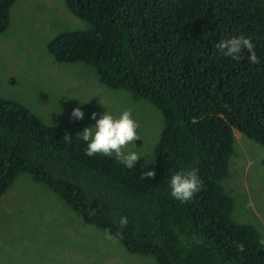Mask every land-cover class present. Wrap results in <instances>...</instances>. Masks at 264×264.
I'll return each mask as SVG.
<instances>
[{
	"label": "trees",
	"instance_id": "1",
	"mask_svg": "<svg viewBox=\"0 0 264 264\" xmlns=\"http://www.w3.org/2000/svg\"><path fill=\"white\" fill-rule=\"evenodd\" d=\"M16 1L0 0V35ZM65 2L89 27L57 36L49 44L54 61L83 62L107 88L127 89L160 110L156 175L142 180L147 170L139 165L87 156L81 136L0 95V197L26 173L128 253L158 264H264V236L234 219L235 200L222 186L235 130L264 147V0ZM241 34L252 37L259 64L249 63L246 50L237 61L216 48ZM190 169L203 188L181 203L170 194V177Z\"/></svg>",
	"mask_w": 264,
	"mask_h": 264
},
{
	"label": "rangeland",
	"instance_id": "2",
	"mask_svg": "<svg viewBox=\"0 0 264 264\" xmlns=\"http://www.w3.org/2000/svg\"><path fill=\"white\" fill-rule=\"evenodd\" d=\"M88 27L65 0H17L0 35V95L74 135L95 124L92 113L97 119L106 111L118 117L131 108L139 140L128 149L141 156L136 165L151 171L164 125L160 110L127 89L107 88L83 62L57 64L49 51L61 33ZM76 107L84 113L82 120L71 116ZM235 136L231 175L222 186L235 200L234 219L253 224L264 236V147L238 130ZM107 234L83 222L29 174L21 173L0 197V264H158L152 255L128 253Z\"/></svg>",
	"mask_w": 264,
	"mask_h": 264
},
{
	"label": "clouds",
	"instance_id": "3",
	"mask_svg": "<svg viewBox=\"0 0 264 264\" xmlns=\"http://www.w3.org/2000/svg\"><path fill=\"white\" fill-rule=\"evenodd\" d=\"M216 48L228 58L232 60H240L243 58L242 53L248 52L249 63L256 65L260 63V59L255 51V44L252 37L241 34L238 37L222 39L216 45ZM71 116L78 120L84 118V113L80 107L73 109ZM91 118L95 120V124L85 127L82 133L78 135L83 141L87 142L85 149L86 155L93 157L100 154L107 157H115L120 163L127 168L135 167L141 156L128 149V145L139 140L137 129L139 124L132 118V109L124 110L118 117L113 116L109 112H104L97 119V114L92 113ZM77 136V135H76ZM69 135H65L64 139H70ZM147 163V161H146ZM155 171L142 172L140 178L142 180L155 178ZM169 187L171 196L181 203L192 200L195 194L199 193L203 188V182L198 175L197 169L181 170L175 172L170 177ZM95 210H90L89 216H94ZM128 218L122 216L120 218V226L126 227ZM107 239L113 240V236L108 233ZM237 251H244V245L238 244Z\"/></svg>",
	"mask_w": 264,
	"mask_h": 264
},
{
	"label": "crops",
	"instance_id": "4",
	"mask_svg": "<svg viewBox=\"0 0 264 264\" xmlns=\"http://www.w3.org/2000/svg\"><path fill=\"white\" fill-rule=\"evenodd\" d=\"M48 257H52V256H50V255H47V258ZM80 260H84V261H86V259H88V257L86 256L85 258H83V257H81V258H79ZM86 264V263H85Z\"/></svg>",
	"mask_w": 264,
	"mask_h": 264
}]
</instances>
